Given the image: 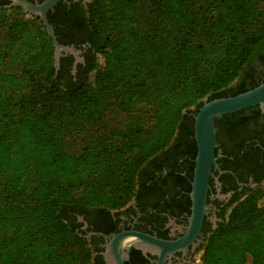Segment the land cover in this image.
I'll use <instances>...</instances> for the list:
<instances>
[{
  "label": "trees",
  "instance_id": "trees-1",
  "mask_svg": "<svg viewBox=\"0 0 264 264\" xmlns=\"http://www.w3.org/2000/svg\"><path fill=\"white\" fill-rule=\"evenodd\" d=\"M87 28L91 55L73 79L62 57L54 70L38 15L0 7V264H88L69 211L125 204L177 119L248 89L228 94L264 41V0H93ZM119 114L130 117L105 120ZM259 196L235 205L201 264H264Z\"/></svg>",
  "mask_w": 264,
  "mask_h": 264
},
{
  "label": "flooded vegetation",
  "instance_id": "flooded-vegetation-1",
  "mask_svg": "<svg viewBox=\"0 0 264 264\" xmlns=\"http://www.w3.org/2000/svg\"><path fill=\"white\" fill-rule=\"evenodd\" d=\"M92 1L58 0L45 13L61 44L78 50L80 60L69 52L60 56L63 75L69 73L73 79L91 55L87 9ZM9 2L0 0V7ZM241 78L228 94L264 80V41L233 81ZM193 110L192 106L185 119H177L168 144L142 164L133 195L125 204L109 210L78 205L69 211L65 220L92 251L88 264H108L104 253L112 234L128 230L174 245L119 248L109 264L119 256L122 264H201L209 237L228 221L237 203L259 193L257 203L264 205V112L250 106L213 119L215 159L207 176L201 219L195 225L190 194L197 151L194 119H190Z\"/></svg>",
  "mask_w": 264,
  "mask_h": 264
},
{
  "label": "water",
  "instance_id": "water-1",
  "mask_svg": "<svg viewBox=\"0 0 264 264\" xmlns=\"http://www.w3.org/2000/svg\"><path fill=\"white\" fill-rule=\"evenodd\" d=\"M58 0H42L39 3H32L28 0H10L9 4L20 6L23 11L38 15L45 30L53 43V66L54 70L59 67V58L64 53H72L75 61L80 60L78 50L71 45H64L56 40L52 25L47 21L46 10L49 9ZM74 70V69H73ZM203 102L194 114L193 130L197 145L195 155V165L193 179L191 181L192 190V214L195 225H198L201 219L205 189L207 185V176L211 164L214 162V133L215 128L213 119L222 114L233 112L250 106H258L264 112V81L246 90L233 95L215 97L212 99L203 98ZM156 245L161 248H169L174 243L160 240L154 236L140 233L134 230L122 231L112 234L108 249L104 253L109 264L110 257L117 255L119 248H129L130 246ZM120 256L116 257L113 264H122Z\"/></svg>",
  "mask_w": 264,
  "mask_h": 264
},
{
  "label": "rangeland",
  "instance_id": "rangeland-1",
  "mask_svg": "<svg viewBox=\"0 0 264 264\" xmlns=\"http://www.w3.org/2000/svg\"><path fill=\"white\" fill-rule=\"evenodd\" d=\"M220 52H221L220 47H216L214 49L209 50V54H208L207 59L199 66V74L200 75H206L212 69L213 64L216 60V57L218 56V53H220ZM98 60L101 61V58H99ZM242 80L243 79L241 78V80L232 81L229 84V87L235 88L236 86L241 84ZM129 117H130L129 114H126V115L119 114V116L113 117L114 119H105V120H108L109 122H112V121L117 122V120H119V118L125 119V118H129ZM91 129L94 130L95 126L91 127ZM87 130H90V128H88ZM9 232L7 231L6 233L8 234Z\"/></svg>",
  "mask_w": 264,
  "mask_h": 264
}]
</instances>
